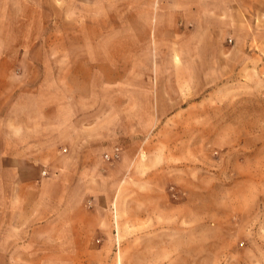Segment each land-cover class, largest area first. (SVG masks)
<instances>
[{
    "label": "crops",
    "instance_id": "crops-1",
    "mask_svg": "<svg viewBox=\"0 0 264 264\" xmlns=\"http://www.w3.org/2000/svg\"><path fill=\"white\" fill-rule=\"evenodd\" d=\"M45 2L0 0V264H76L93 253L83 211L71 209L74 190L96 182L105 157H122L130 106L144 99L92 100L82 74H105L106 85L120 74L121 89L137 74L136 88L150 93L162 79L224 77L264 54V22L253 14L264 0H70L68 20L65 0H52L55 17ZM42 198L47 226L65 208L63 225L50 227L62 240L18 239L17 202Z\"/></svg>",
    "mask_w": 264,
    "mask_h": 264
},
{
    "label": "rangeland",
    "instance_id": "rangeland-1",
    "mask_svg": "<svg viewBox=\"0 0 264 264\" xmlns=\"http://www.w3.org/2000/svg\"><path fill=\"white\" fill-rule=\"evenodd\" d=\"M69 1L65 20L73 13ZM51 2L44 12L55 17ZM253 14L264 22V7ZM183 75L159 79L161 88L143 93L137 74H129L127 89L116 82L120 74H110V85L105 74H82L81 92L92 100L124 93L144 101L130 106L122 157L117 149V156L104 158L94 184L75 187L71 209L83 211L93 251L76 264H264V54L224 77ZM88 191L100 198L93 201ZM46 204L43 198L17 202L18 239L62 240L50 227L63 225L57 215L65 208L55 207L47 226Z\"/></svg>",
    "mask_w": 264,
    "mask_h": 264
},
{
    "label": "built area",
    "instance_id": "built-area-1",
    "mask_svg": "<svg viewBox=\"0 0 264 264\" xmlns=\"http://www.w3.org/2000/svg\"><path fill=\"white\" fill-rule=\"evenodd\" d=\"M115 155L117 156L118 154L116 153Z\"/></svg>",
    "mask_w": 264,
    "mask_h": 264
}]
</instances>
